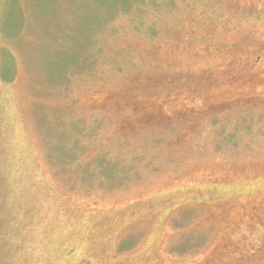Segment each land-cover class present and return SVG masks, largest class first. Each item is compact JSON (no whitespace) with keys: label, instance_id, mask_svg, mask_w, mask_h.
Here are the masks:
<instances>
[{"label":"rangeland","instance_id":"obj_1","mask_svg":"<svg viewBox=\"0 0 264 264\" xmlns=\"http://www.w3.org/2000/svg\"><path fill=\"white\" fill-rule=\"evenodd\" d=\"M0 264H264V0H0Z\"/></svg>","mask_w":264,"mask_h":264},{"label":"trees","instance_id":"obj_2","mask_svg":"<svg viewBox=\"0 0 264 264\" xmlns=\"http://www.w3.org/2000/svg\"><path fill=\"white\" fill-rule=\"evenodd\" d=\"M112 14H114V12H112ZM196 23H198V21ZM93 32H94V29L93 30H90V29L84 30L83 31V38L84 39H83L82 43H78V45H76L75 43H71L69 46H67L68 43H54L57 47H59V45H61L60 48L63 50L65 49L66 52H73L71 54V57H72L71 61L65 65V70L64 69L62 70L61 81L64 80V78H66V75L72 74L74 72L78 71L80 73L83 71H89L97 63V60L99 57V52H100L99 44L98 43H92L89 40L90 34H92ZM54 44H52L51 46L54 47ZM208 44H209V46L213 45V43H208ZM153 49H155V48H153ZM161 72H164L163 68L161 69ZM188 75L189 74H187V76ZM190 75L196 77L198 75H202V73L200 74L198 72L197 73L192 72V73H190ZM190 75H189V77H190ZM150 78L154 79L156 84L159 85V80L157 78V75L150 76ZM167 84H164L163 86H166ZM139 88H140V86H138V87L135 86V90L138 91ZM130 91L132 92V87H131ZM145 92L148 93V92H150V90L147 89ZM192 192L196 193V194H198L199 192H201V194L204 193L201 190H194ZM185 195L187 196V194H185ZM175 197H176V195H175ZM175 202H178L177 205H185L186 203H188V200H185V199L180 197L178 199L175 198ZM122 210H124V209H122Z\"/></svg>","mask_w":264,"mask_h":264},{"label":"flooded vegetation","instance_id":"obj_3","mask_svg":"<svg viewBox=\"0 0 264 264\" xmlns=\"http://www.w3.org/2000/svg\"><path fill=\"white\" fill-rule=\"evenodd\" d=\"M258 59V57L255 59V60H257ZM187 191V192H186ZM192 191H194V190H192ZM185 194H187V196L185 195ZM193 195L190 193V191L189 190H185L184 192H178L177 194H176V198L178 199V198H183V199H185V200H188V203H186V204H189V203H193V200H191ZM173 202H175V200L173 201ZM185 204V205H186Z\"/></svg>","mask_w":264,"mask_h":264}]
</instances>
